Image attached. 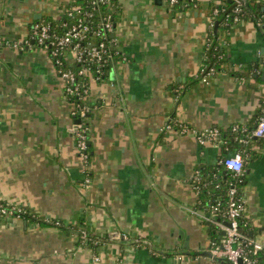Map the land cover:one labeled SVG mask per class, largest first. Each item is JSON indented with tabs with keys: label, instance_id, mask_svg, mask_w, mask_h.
<instances>
[{
	"label": "crops",
	"instance_id": "1",
	"mask_svg": "<svg viewBox=\"0 0 264 264\" xmlns=\"http://www.w3.org/2000/svg\"><path fill=\"white\" fill-rule=\"evenodd\" d=\"M72 1L0 0V201L61 222L0 215V264H213L210 211L192 179L201 164L228 173L219 160L242 144L231 127L257 125L264 15L221 35L226 61L202 82L214 0L187 9L118 0L115 47L127 59L89 82L91 110L79 118L89 128L87 165L75 144V106L49 52L31 39L35 23L61 19ZM177 122L222 136L201 144L165 128ZM242 145L249 235L264 243V139ZM83 229L98 247L82 240Z\"/></svg>",
	"mask_w": 264,
	"mask_h": 264
},
{
	"label": "built area",
	"instance_id": "2",
	"mask_svg": "<svg viewBox=\"0 0 264 264\" xmlns=\"http://www.w3.org/2000/svg\"><path fill=\"white\" fill-rule=\"evenodd\" d=\"M107 0H93V3H105ZM170 7L181 4L183 7H198L201 0H163ZM236 6L233 12L236 14L234 17V24L239 23L242 19L238 14H242L244 11L243 6L248 0H235ZM220 7L219 5L213 6L211 11V27L215 23V18ZM82 12L80 7H73L70 11V15H73L75 11ZM65 13V12H64ZM88 15H92L91 12ZM88 20L87 16L80 19L78 24H74L63 33H58L51 23L37 22L33 25L31 30V39L39 46L45 48L56 68L59 77L64 82V91L69 98L70 95H80L81 100L84 102L85 96L89 91L88 87H83L85 83L83 79L98 81L103 73L104 69L108 65V62L113 61L111 54L108 53L109 45L107 44L109 32L115 31V26L112 15L109 14L101 21L99 28L93 30L96 36L102 38L98 41H88L87 35L91 30L89 25L85 22ZM67 26V23L64 24ZM81 42V43H80ZM116 38L111 40V48L115 47ZM117 52H121L117 49ZM122 55V54H121ZM72 59L73 63H79L81 66L77 69H72L66 65V59ZM123 59H127L122 55ZM87 64V65H86ZM95 64V67L92 66ZM218 71L212 67L201 79L202 82H207ZM75 109L74 113L81 120L88 118V114L91 108L84 104L73 102ZM85 122L80 121L74 128L75 144L79 151L80 157L84 163L90 165V153L88 151L89 146V128L83 126ZM168 130H179L183 134H194L201 144H205L208 141L219 139L222 136V131L217 128H206L201 131H195L189 128L182 122L167 123L165 126ZM231 132L234 133L235 139L241 143L248 142L249 139H263L264 138V115L260 116L256 127L250 130L246 126L235 124L231 127ZM219 163L231 173L233 177L242 175L244 173V157L241 152H236L232 155L224 156L219 160ZM90 182V179H87ZM201 181L200 171L196 170L192 183L193 187L197 190V183ZM245 191L243 196L238 195V189L236 186H232L229 190V202L224 209H220V203L212 206L210 215H207L206 219L209 223L215 225L219 231L222 232L221 236L211 241L209 246V255L213 264H258L256 258L259 251L264 249V243L255 239L253 236L246 234L241 227V217L246 211ZM23 209L11 206L3 201H0V215H13L22 217ZM56 225L60 226L61 222L56 221ZM224 232V235H223ZM81 237L84 242L91 243L92 246H98L99 240L89 235L88 231L83 229L81 231ZM137 239L136 241H139ZM99 260V256L96 257Z\"/></svg>",
	"mask_w": 264,
	"mask_h": 264
},
{
	"label": "trees",
	"instance_id": "3",
	"mask_svg": "<svg viewBox=\"0 0 264 264\" xmlns=\"http://www.w3.org/2000/svg\"><path fill=\"white\" fill-rule=\"evenodd\" d=\"M217 1L220 3V7H217L219 9L217 16L215 18V23L212 27H210L209 35H208V44H207V50L205 53L203 65L199 71V74L195 78L196 81H201L203 76L208 72V70L212 67H214L217 71H220L223 63L226 61V51L223 48V46L220 44L219 40L221 35L226 32L233 26L234 23V17L235 13L233 12L236 1L235 0H214L213 6H217ZM80 7L82 12L75 11L73 15H70V11L73 7ZM182 6L181 4H178L177 6H174V8ZM190 7V6H189ZM183 9H187L186 7H181ZM244 11L241 14H238V16L244 20L248 18H252L254 21L258 22L262 19L260 17L261 14L264 15V0H248L247 3L243 6ZM119 10L118 0H107L105 3H93V0H73L64 10V15L61 19L54 20L52 18H44L42 20H39L38 22H49L52 24L54 29L58 33H63L67 27H71L74 24H78L80 22V19L84 16L88 17V20L85 21L89 27L90 31L87 35L88 41H98L102 37L96 36L93 33V30L97 29L101 25V21L103 18H105L107 15L111 14L114 24H116V16ZM91 12L92 15H88V13ZM67 23V26L64 24ZM108 36V42L109 45L108 53L111 54L113 60L117 58H122V55L117 52L116 48H111V32L107 34ZM81 43V42H80ZM68 58V57H67ZM66 65L72 69H77L81 66L79 63H73L72 59L68 58L65 60ZM112 62V61H111ZM111 62H108V65L104 69V73L101 76V78L98 81L104 80L107 77V72L109 68L111 67ZM87 65V64H86ZM93 67H95V64H92ZM88 79H83L82 82L85 83L83 87V91L85 87H88ZM187 89V88H186ZM185 89V91H186ZM185 91H178L176 94L177 99H180L183 92ZM69 100L71 102L80 103L81 105L84 104V102L81 100L80 95H70ZM264 115V100H263V108L262 111L259 113L258 120L260 116ZM257 120V123H258ZM256 123V124H257ZM84 124V123H83ZM83 126H88V123L85 122ZM230 137L234 138V133L231 132ZM264 139V138H263ZM263 139H258L259 141H263ZM229 140V139H228ZM243 144V143H242ZM242 144H237L236 149L238 152H241L243 155H246L248 153V148L243 146ZM88 151L91 154V144L89 142ZM200 171V178L201 181L197 183V192L199 195V201L201 203V207L203 209H206L210 211L212 209V206L218 205L220 203L219 208L224 209L230 199L229 196V190L232 186H236L238 189V195L243 196V192L246 185V171L244 170V173L242 175L233 177L231 173H226L220 176L219 173H221L219 167L217 166H207L201 164L198 168ZM222 177V178H221ZM22 217H29L35 221H38L39 223L43 225H51L55 224L56 221L50 220V219H43L39 217H33L27 214L25 211L21 214ZM241 227L242 230L249 234V230L251 228L250 222L245 216V213L241 217ZM211 230V237L213 239H218L222 232L217 229V227L213 224L210 225ZM138 242L142 243V240H139ZM91 244V243H89ZM98 247V246H95ZM258 260V264H264V249L259 251V253L256 256Z\"/></svg>",
	"mask_w": 264,
	"mask_h": 264
},
{
	"label": "water",
	"instance_id": "4",
	"mask_svg": "<svg viewBox=\"0 0 264 264\" xmlns=\"http://www.w3.org/2000/svg\"><path fill=\"white\" fill-rule=\"evenodd\" d=\"M160 1H162V0H160ZM263 28H264V26H263ZM111 36H112L113 38L116 37V33H115V31H113V32L111 33ZM76 122H77V123H80V119L78 118ZM223 235H224V232H223Z\"/></svg>",
	"mask_w": 264,
	"mask_h": 264
}]
</instances>
